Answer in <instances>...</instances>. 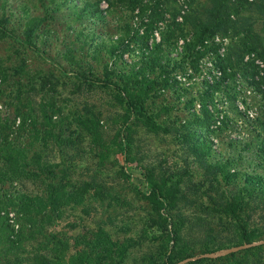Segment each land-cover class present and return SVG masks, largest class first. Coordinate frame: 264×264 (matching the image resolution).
I'll list each match as a JSON object with an SVG mask.
<instances>
[{
	"label": "trees",
	"instance_id": "obj_1",
	"mask_svg": "<svg viewBox=\"0 0 264 264\" xmlns=\"http://www.w3.org/2000/svg\"><path fill=\"white\" fill-rule=\"evenodd\" d=\"M120 1L133 11L138 9L139 26L145 27L143 33L139 34L137 28L133 31L130 24H126V31L120 36L98 40V35L91 36L89 29L82 45L87 57L93 51L106 55L101 61L102 72L98 75L91 65L78 62V67L70 71L80 81L97 82L99 87L113 92L117 104L124 110L116 137L130 139L133 126L142 125L153 133L165 129L158 121L159 115L150 110L149 102L163 91L179 87L174 72L188 65L197 68L201 52L196 47L206 37L223 34L236 38L226 59L220 62L225 70L228 67L243 69L242 59L247 52L256 51L264 58V44L259 34L245 28L247 20L233 17L239 15L246 4L252 5L249 0H241L240 5L235 4L239 0H209L202 13L197 15L195 11L185 16L184 23L175 21L180 9L171 8L174 10L172 34L176 35L186 24L194 32V39L187 42L179 54L180 60L171 57L169 44L167 47L155 38L149 43L167 11V4L177 0ZM91 7L86 1L76 17L83 19L91 15L94 19L91 23L103 17L102 12L93 11ZM44 19L28 20L18 34L8 27V19L4 16L0 18V38H11L46 53L39 48L35 36ZM127 56L134 61L129 62ZM1 76L3 81L7 79L6 73ZM219 88V83L209 87L200 97L201 113L190 112L194 121L188 120L183 126V137L194 155L193 163L203 171L202 180H184L175 173L158 176L157 168L146 169L142 172L145 187L138 195L146 208L141 210L143 213L136 221L140 225L134 224L138 227L134 234H130L132 222L121 224L120 232L126 235L122 238L115 236L106 225L76 234L55 230L69 208L82 207L89 215L90 209L95 207L93 202L114 209L131 206L130 202L109 191L101 175L100 168L110 151L102 134L101 119H77L82 126L78 138L87 134L100 150V168L84 175L77 171L78 163L75 162V156H81L83 151L77 148V154H71L75 134L64 137L63 130H57L61 123L54 117L60 108L55 102H40L37 108L29 102L18 101L16 105L0 109V264H127L133 249L142 246L144 241L155 245L154 249L133 259L131 264H172L196 254L263 240L264 132H258L250 142L234 139L230 145L240 148L236 158L223 159L220 154L211 160L213 143L208 136L212 114L207 102ZM194 102L195 98H190L188 104L192 106ZM257 122L264 129V121ZM54 146L59 150L58 159L50 157ZM121 149L127 151V155L132 153L131 145ZM243 151L251 152L253 157L246 158ZM127 161L134 163L131 157ZM239 163L244 164V169L239 168ZM25 177L42 179V192L28 194L8 189ZM239 182L244 184L240 190L236 192L230 188ZM203 187L207 188L202 192ZM201 197H204L203 203ZM198 204L202 207L195 209L193 217L186 213V208L198 207ZM11 211L20 224H11ZM213 223L219 224V230L211 228ZM187 228L192 232L189 235L184 231ZM251 258L256 259L255 264H264V244L189 264H252Z\"/></svg>",
	"mask_w": 264,
	"mask_h": 264
},
{
	"label": "rangeland",
	"instance_id": "obj_2",
	"mask_svg": "<svg viewBox=\"0 0 264 264\" xmlns=\"http://www.w3.org/2000/svg\"><path fill=\"white\" fill-rule=\"evenodd\" d=\"M86 1L92 4L93 11L104 14L102 18L98 17L95 23H91L93 19L91 15L83 19L76 17ZM240 1H236L235 4H242ZM208 2L209 0H177L175 3L167 4V7L165 5L167 11L165 10L163 19L158 23L149 43L151 44L155 38L161 43L164 42L167 47L169 44L171 57L180 60L179 54L183 52L186 43L194 39V32L192 27L186 24L182 30L177 31L176 35L172 34V12L174 10L171 8L180 9L175 21L184 23L185 16L195 11L199 15ZM249 2L252 3L251 6L246 4L239 15L235 14L233 17L240 16L241 21L247 20L248 24L245 28L259 34L264 44V0H249ZM137 13L138 9L133 11L120 0H0V18L7 17L8 27L18 34L22 33L28 20L45 18L35 36L41 51L46 52H38L11 38H0V91L2 90L0 109H4L6 105H16L18 101L29 102L37 108L40 102L49 103L51 100L55 102L60 108V112L54 117L61 123L57 130H63L62 136L64 137L75 134L73 137L75 145L72 147L74 151H71V154L75 152L74 155H76L77 148L83 151L81 156L79 154L75 156V162L78 163L77 171L84 175L93 172L94 168L95 170L100 168V150L95 148V144L87 134L84 138H78L82 126L77 119L100 118L103 137L110 147L106 162L100 168L101 175L112 194L131 203V206L114 209V207H102L93 202L96 208L92 207L89 215L83 211L82 207L69 208L55 227V230L59 232L66 231L76 234L80 231L95 229L98 225H106L115 236L122 238L126 235L120 232L121 224L132 222L130 226L133 227V231L130 234H134L138 229L134 227V224L140 225L136 221L143 213L141 210L146 208L143 200L138 196L139 191L145 187L142 172L146 169L157 168L158 176L163 173H175L183 176L184 180L189 178H193L195 182L202 180L203 171L193 163L194 155L183 137L185 122L194 121V118L190 117V112L201 113V111L194 110V105L188 104L190 98H195L196 102V97L192 95L196 94L197 88L189 90L176 79L179 87L163 91L149 102L150 110L159 115L158 121L165 129L153 133L142 125L133 126L131 138L124 139L116 137L120 127V116L124 110L117 104L113 92L99 87L97 82L80 81L70 72L78 67V62L91 65L94 73L100 75L101 61L106 55L93 51L87 57L82 45L83 37L90 29L91 36L98 35V40L111 36L116 38L126 31L124 28L126 24H130L133 31L137 28L139 34H142L145 27L139 26ZM77 34H80L79 41H77ZM127 58L129 62L134 61L131 56ZM184 71L185 69H179L174 72L175 78L178 72ZM3 73L7 74L5 81L1 76ZM93 77L90 78L93 79ZM227 112V123L223 127L217 130L209 128L211 133L208 137L213 143L211 153L214 154L211 160L219 157L220 154L223 155V159L236 158L240 154V148L230 145L235 141L234 139L242 143L250 142L258 132H264L260 122L244 123L242 127L234 126L233 103H230ZM192 121L189 122L193 124ZM50 143L51 146L52 142ZM127 145H131L132 153L129 155L127 151H121V148ZM58 152L59 150L54 146L50 157L58 159L60 157ZM242 154L248 159L253 157L249 151H243ZM128 157L133 158L134 163H128ZM239 164H241L239 168L244 169V164ZM43 184L42 179L25 177L7 188L11 191L37 194L42 192ZM243 185V182L233 183L230 188L237 192ZM206 188H201V191L203 192ZM200 202H204V197H201ZM192 206L185 210L191 217L196 208L201 209L202 207L200 204L198 207ZM9 218L12 219L11 224H20L12 211ZM218 226V223H213L211 228L217 231ZM184 231L187 235L192 233L190 228ZM154 246L149 241L142 242V246L133 249L127 264H131L135 258L150 253ZM250 260L252 264L256 263L255 258Z\"/></svg>",
	"mask_w": 264,
	"mask_h": 264
},
{
	"label": "built area",
	"instance_id": "obj_3",
	"mask_svg": "<svg viewBox=\"0 0 264 264\" xmlns=\"http://www.w3.org/2000/svg\"><path fill=\"white\" fill-rule=\"evenodd\" d=\"M235 40L232 36L221 34L206 37L197 46L201 52L197 68L188 65L184 72H178L176 76L183 87L189 90L197 88L192 97H196L194 110L198 112L203 106L200 97L209 87L220 84V88L207 102V109L213 117L210 126L213 130L227 123L230 103L235 109L234 126L264 121V58L256 51H251L243 56V69L228 67L225 70L220 66Z\"/></svg>",
	"mask_w": 264,
	"mask_h": 264
},
{
	"label": "water",
	"instance_id": "obj_4",
	"mask_svg": "<svg viewBox=\"0 0 264 264\" xmlns=\"http://www.w3.org/2000/svg\"><path fill=\"white\" fill-rule=\"evenodd\" d=\"M263 244H264V239L263 240H259V241H255V242L241 244V245H238V246L228 247V248L216 251V252L203 253V254H199V255H196V256H191V257L185 258V259H183L181 261H178V262H175V263H172V264H188L189 262H192V261H195V260H198V259H203V258L216 259V258H219V257H223V256H226V255H229V254L234 253V252H238V251H241V250H244V249L260 246V245H263Z\"/></svg>",
	"mask_w": 264,
	"mask_h": 264
}]
</instances>
